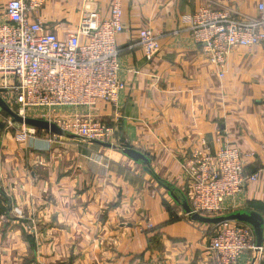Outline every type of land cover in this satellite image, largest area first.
<instances>
[{"label":"crops","instance_id":"1","mask_svg":"<svg viewBox=\"0 0 264 264\" xmlns=\"http://www.w3.org/2000/svg\"><path fill=\"white\" fill-rule=\"evenodd\" d=\"M111 1L46 0L37 15L64 40L85 11L107 17ZM259 1L120 0L126 89L114 105L59 111L64 121L80 116L112 127L115 149L37 130L20 141L22 128L7 129L0 112V264H216L211 226L189 221L154 178L186 197L183 167L203 144L211 154L223 146L241 152L245 173L257 178L232 213L264 222V43L232 49L220 71L188 31L201 7L254 18ZM141 29L160 40L151 60L129 48ZM123 147L144 155L152 174ZM238 264L261 263L246 252Z\"/></svg>","mask_w":264,"mask_h":264},{"label":"built area","instance_id":"2","mask_svg":"<svg viewBox=\"0 0 264 264\" xmlns=\"http://www.w3.org/2000/svg\"><path fill=\"white\" fill-rule=\"evenodd\" d=\"M45 2L8 0L2 6L0 98L21 117H28L31 110L90 109L97 103L114 105L118 94L126 89L119 78L117 37L124 31L120 0L111 1L105 18L95 11H85L78 28L64 40L45 31L40 22L37 14ZM255 9L254 18L210 7H201L192 15L188 31L209 64L221 71L232 49L264 43V0ZM135 47L151 60L160 51L159 37L141 29L135 44L129 46ZM58 121L56 125L65 133L85 142H114L113 128L105 123L80 116ZM21 128L19 140L35 133L34 129ZM183 170L189 209L204 217L232 213L231 203L257 178L256 174L245 173L241 152L229 146L211 154L203 144L202 149L190 154ZM208 251L216 264H238L246 252L264 264V242L257 248L253 231L245 224L211 226Z\"/></svg>","mask_w":264,"mask_h":264},{"label":"water","instance_id":"3","mask_svg":"<svg viewBox=\"0 0 264 264\" xmlns=\"http://www.w3.org/2000/svg\"><path fill=\"white\" fill-rule=\"evenodd\" d=\"M0 112L5 113L10 119L12 124H18L24 127H28L34 130L45 131L51 135L64 137L71 140H80L83 139L65 133L61 128H59L55 123L49 122L47 120L29 118V117H21L15 112H13L8 105L0 98ZM88 143L97 145L102 148L115 149L116 147L110 143H101L97 141H89ZM121 154L132 160L135 163H142L145 167V171L149 174H152L149 169V161L148 159L142 155L140 152L131 149V148H121ZM157 181V180H156ZM157 183L165 189L171 199L182 209L184 214L187 216L189 221L195 222L202 225L209 226H217L223 223L235 222L240 224H245L249 226L255 237V245L257 248L261 247L264 242V222L261 217L255 213H247V212H235L230 213L220 217H204L198 214L191 213L188 203L183 196H177L174 193V190L168 188L163 183L157 181Z\"/></svg>","mask_w":264,"mask_h":264},{"label":"rangeland","instance_id":"4","mask_svg":"<svg viewBox=\"0 0 264 264\" xmlns=\"http://www.w3.org/2000/svg\"><path fill=\"white\" fill-rule=\"evenodd\" d=\"M60 110H62V109H57V110H53V111H47V110L33 111V110H31V111L28 112L27 116L29 118L41 119L40 117L42 115H44L45 119H41V120H47V121L55 123V124L59 122L58 120H60V123H62L64 121V119L62 118L63 115L59 114ZM2 115H3L2 117L4 118V122L6 123V125L10 124V126H8L7 129L10 130L13 127L14 131L20 132V128L22 127L21 125L12 124L11 123V119L6 114L2 113ZM27 129H30V128H27ZM37 131H40V130H37ZM56 137H58V136H56ZM61 139L65 140L64 137H61ZM20 141H22V140H20ZM65 141H68V140H65ZM83 142L84 143H88V142H85V141H83Z\"/></svg>","mask_w":264,"mask_h":264},{"label":"trees","instance_id":"5","mask_svg":"<svg viewBox=\"0 0 264 264\" xmlns=\"http://www.w3.org/2000/svg\"><path fill=\"white\" fill-rule=\"evenodd\" d=\"M2 10V9H1ZM1 10H0V13H1ZM5 114V113H4ZM123 148H125V147H123ZM158 182H160V183H163L164 185H166L168 188H170V189H172V190H174V193H175V195H177L178 196V193L176 192V190L175 189H173L172 187H170L168 184H166V183H164V182H162V181H160V180H158L156 177H154Z\"/></svg>","mask_w":264,"mask_h":264}]
</instances>
